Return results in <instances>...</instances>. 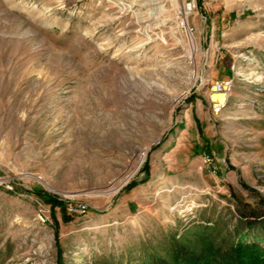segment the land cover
Wrapping results in <instances>:
<instances>
[{
    "label": "rangeland",
    "instance_id": "374dc122",
    "mask_svg": "<svg viewBox=\"0 0 264 264\" xmlns=\"http://www.w3.org/2000/svg\"><path fill=\"white\" fill-rule=\"evenodd\" d=\"M263 201L264 0H0V264L224 252Z\"/></svg>",
    "mask_w": 264,
    "mask_h": 264
},
{
    "label": "trees",
    "instance_id": "16d2710c",
    "mask_svg": "<svg viewBox=\"0 0 264 264\" xmlns=\"http://www.w3.org/2000/svg\"><path fill=\"white\" fill-rule=\"evenodd\" d=\"M147 169L145 166L144 171ZM131 186L133 187L135 184L133 183ZM35 194L49 207L65 210L66 203L59 199L42 192ZM262 210L261 217L242 219L245 227L249 228L251 232L245 237H236L235 242L226 251L213 252L209 248H204L201 252H177L170 264H264V201L262 202ZM256 226L257 228L254 229ZM55 229L57 233V226ZM56 249L59 252L60 246L57 240Z\"/></svg>",
    "mask_w": 264,
    "mask_h": 264
},
{
    "label": "bare ground",
    "instance_id": "6f19581e",
    "mask_svg": "<svg viewBox=\"0 0 264 264\" xmlns=\"http://www.w3.org/2000/svg\"><path fill=\"white\" fill-rule=\"evenodd\" d=\"M222 91H224V88L221 90H218L216 88H212V93L210 95V100L212 103L215 102L218 105H221L224 103L225 95Z\"/></svg>",
    "mask_w": 264,
    "mask_h": 264
},
{
    "label": "built area",
    "instance_id": "2783aa9c",
    "mask_svg": "<svg viewBox=\"0 0 264 264\" xmlns=\"http://www.w3.org/2000/svg\"><path fill=\"white\" fill-rule=\"evenodd\" d=\"M186 8H187V5H186Z\"/></svg>",
    "mask_w": 264,
    "mask_h": 264
}]
</instances>
